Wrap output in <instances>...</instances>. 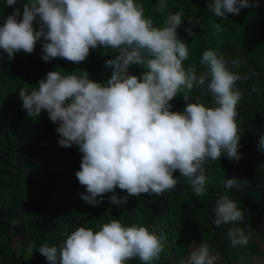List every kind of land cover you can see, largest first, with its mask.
Instances as JSON below:
<instances>
[{
	"label": "clouds",
	"instance_id": "clouds-1",
	"mask_svg": "<svg viewBox=\"0 0 264 264\" xmlns=\"http://www.w3.org/2000/svg\"><path fill=\"white\" fill-rule=\"evenodd\" d=\"M16 4L17 0H6V6ZM258 6L259 0H211L208 9L227 19L228 14ZM22 8V20L17 19L21 16L17 7L0 26V50L9 60L21 51L32 54L41 38V59L46 63L59 58L80 64L97 48L115 53L105 62L113 69L106 84L90 80L85 70L67 75L50 71L30 92L19 90L29 117L47 111L53 123L59 122L60 147H79L83 156L76 177L86 189L81 199L87 204L98 205L104 194L117 188L127 195L122 200L112 195L113 204L141 194L163 196L177 186V171L202 197L209 184L204 167L208 160L225 155L230 161L241 160L236 117L243 93L236 85L250 76L231 71L223 55L212 49L202 54L201 74L194 65L185 68L189 49L177 35L182 11L169 13L163 27H156L136 0H27ZM167 9V0H159L155 10L163 14ZM214 30L223 31L222 25L215 24ZM185 31L195 35L191 28ZM240 63L232 60L231 66L239 68ZM133 64L146 70L142 77L129 74ZM206 82L213 106L189 103L193 89L203 90ZM251 92L259 95L260 90L253 87ZM181 94L184 111H172L170 101ZM258 150L264 152V134L259 136ZM247 184L232 178L223 187L240 191ZM214 217L217 227L238 224L244 211L225 194L216 201ZM228 235L234 247L249 240L239 227L229 228ZM65 236L58 246L40 247L48 264H128L137 258L142 264H154L167 239L163 232L125 226L118 219L102 224L98 231L79 227ZM193 246L188 264H216L217 256L207 242Z\"/></svg>",
	"mask_w": 264,
	"mask_h": 264
},
{
	"label": "trees",
	"instance_id": "trees-1",
	"mask_svg": "<svg viewBox=\"0 0 264 264\" xmlns=\"http://www.w3.org/2000/svg\"><path fill=\"white\" fill-rule=\"evenodd\" d=\"M26 2L17 0L16 5L6 6V0H0V26L17 7L21 10L17 19L22 20V5ZM136 2L143 5L145 17L151 18L156 27H163V18L169 13L183 12L177 35L189 49L185 68L194 65L197 75L201 74L205 71L200 65L202 54L212 49L223 55L231 71L250 76L247 82L239 81L236 85L243 93L236 117L241 160L230 161L226 155L220 160H208L204 167L209 184L202 197L193 193L177 171V186L163 196L141 194L113 204L112 195L118 200L127 195L117 188L114 193L104 194L98 205H89L81 199L86 189L76 177L83 156L79 147H60L56 132L59 122L53 123L47 111H42L38 118L29 117L19 90L27 88L30 92L50 71L67 75L85 70L90 80L106 84L113 69L105 67V62L114 58L115 53L97 48L90 50L80 64L59 58L46 63L41 59L43 38L32 54L21 51L12 60L0 50V264H48L39 252L41 246H58L66 239V233L79 227L98 231L112 219L125 226H146L157 235L166 234L164 251L154 264H188L193 245L203 242L217 256L216 264L264 260V152L258 150L259 136L264 134V0H259L258 7L241 9L239 15L228 14L227 19L216 17L208 9L211 0H167L168 9L163 14L155 10L159 0ZM217 23L223 28L219 33L214 30ZM33 27L39 30L35 22ZM186 28H191L195 35L189 36ZM236 59L241 62L239 68L231 66ZM128 71L142 77L146 70L133 64ZM252 72L258 73V77ZM253 87L260 90L259 95L251 92ZM182 95L170 101L172 111H184L186 102ZM189 103L213 106L207 82L203 90L193 89ZM232 178L247 180L248 184L240 191L226 190L223 184ZM225 194L244 211V220L217 227L213 223L214 208L217 199ZM232 227L241 228L249 237L246 245L232 246L228 235ZM128 264L142 262L137 258Z\"/></svg>",
	"mask_w": 264,
	"mask_h": 264
},
{
	"label": "rangeland",
	"instance_id": "rangeland-1",
	"mask_svg": "<svg viewBox=\"0 0 264 264\" xmlns=\"http://www.w3.org/2000/svg\"><path fill=\"white\" fill-rule=\"evenodd\" d=\"M236 264H264V260L261 259H242Z\"/></svg>",
	"mask_w": 264,
	"mask_h": 264
}]
</instances>
